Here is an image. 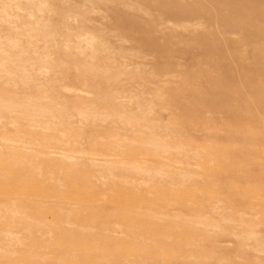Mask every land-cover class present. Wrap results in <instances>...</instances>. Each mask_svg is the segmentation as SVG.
Segmentation results:
<instances>
[{
  "label": "rangeland",
  "instance_id": "374dc122",
  "mask_svg": "<svg viewBox=\"0 0 264 264\" xmlns=\"http://www.w3.org/2000/svg\"><path fill=\"white\" fill-rule=\"evenodd\" d=\"M104 2L67 16L80 38L105 37L111 59L47 45L71 72L55 85L75 86L61 99L103 116L68 110L73 128L56 132L0 127V264H264V0ZM82 20L89 29L75 31ZM90 63L110 72L75 84ZM112 112L123 114L116 126ZM101 161L151 173L108 174Z\"/></svg>",
  "mask_w": 264,
  "mask_h": 264
},
{
  "label": "bare ground",
  "instance_id": "6f19581e",
  "mask_svg": "<svg viewBox=\"0 0 264 264\" xmlns=\"http://www.w3.org/2000/svg\"><path fill=\"white\" fill-rule=\"evenodd\" d=\"M49 1L50 2L52 1L51 3L54 2L53 4H55V6L49 3L48 0H0V83L3 84L2 82H4V85H0V127H4V129H6L5 126L7 125L11 127H17L22 122H26L28 125L32 127H38V129H41L42 131L44 130V131L56 132L58 131V129L60 130L61 128H68V130H71L73 128L71 120H69L71 116L70 118L66 117L68 114L66 111L76 110V107L71 102H67L64 99H61L62 97L60 96L62 95L66 97L67 99V96H69V94H71L72 92H75V89H74L75 86L57 87L55 85V84H58L59 82L61 83L60 79L68 80L71 78V72L67 68V65L69 63L62 62L63 64H61L60 67L58 66L55 67L57 61H55L54 57L51 56L53 54V51H49L47 49V45H53V46L59 45V47L57 46L58 48L57 52H63L67 54L68 53L70 54V52L75 51V50L80 52V54H84L85 51H87L90 53L89 54L90 60L91 58H96L100 53H105L106 58L108 59H111L112 57V55L110 54L109 48H111L112 50L113 46L111 47L110 43L105 37L101 36L98 33H97L98 35L96 36L95 35L92 36L91 34L85 33L89 36H86L83 39L80 38L82 33H80L79 36H77L78 34H75L72 32V26L70 25H73V24H71L72 22L70 24L68 22L69 21L68 18L71 16H67V14L76 13V12L82 13L83 15H89V14H86V12H89L88 9L91 8L92 2H95L96 5L102 4V6L106 8L105 6L106 4L103 5V2L105 0H86V1L84 0L85 4L82 5V7H78L77 5H70L67 2V0H49ZM119 4H120V1L115 2L112 6H110L112 8V11L118 10ZM59 7L61 8L60 12L63 13V15L57 14L56 10ZM54 12L57 14V16L54 14ZM91 12H90V16L92 14ZM78 18L80 19L81 16L80 17L78 16ZM75 19L76 18L74 17L73 23ZM79 25L77 29H75V31L83 32V30L89 29L86 27V25H84L83 20L80 22ZM137 25L139 24L137 23ZM187 26L186 28L189 29V27ZM139 28H141V26ZM71 38H76L77 40L76 41L74 39L76 43H74V45L72 46L69 45ZM79 39H82V40H79ZM81 43H83V45L84 44L87 45L88 47H86L85 50H81V47H80ZM41 46H44L46 48V52L43 51L44 48L42 49V51L40 50ZM119 51L121 52V50ZM56 54L57 53H55V56L57 57L58 54L57 55ZM32 59H35V61L31 62ZM72 59H75V56H72ZM90 65L91 66H89L90 67L89 71L84 69V71L80 74L81 75L80 77H78V75L75 76L76 77V80L74 82L75 84L81 83L82 86L83 85L85 86L86 83H90L87 80L88 77L90 78V76L91 77L93 76L95 78H101L102 75H108V71L110 72L109 69L108 70L104 69L105 71L102 72L99 69H97V67L92 65L91 63ZM120 76H121L120 74H115L112 77V81L114 83L117 82ZM106 81L107 82L110 81V78L107 77ZM78 93L81 94V92H78ZM82 94L84 95V93ZM56 96H58L59 98H57ZM20 108H23V110ZM52 109L58 110V112L55 110L58 113V116L56 118L51 111ZM91 109H92V106L90 107L82 106L80 110L79 111L76 110V112H77V115L80 114L82 116L84 115L85 117L96 118L95 121L99 120L97 118L103 116L102 114L97 113V111L96 112L93 110L91 111ZM70 112L71 111H69V113ZM63 114H66V115L64 116ZM122 115L116 114V112L110 113L108 115L109 119L110 118L112 119L110 124H112L113 126H116L118 123L122 122V120H124ZM41 118H46L48 120L42 121L40 120ZM142 119H143V116H142ZM83 121H84V124H80L81 126L85 125L87 120L83 119ZM101 121H102L101 124L106 123L105 119ZM127 126H129V124ZM116 136L120 142L126 141V140H123V138L122 139L119 138L118 135ZM17 137L24 139V136L19 135V134L17 135ZM62 137H65V135L62 134ZM79 140H80V136L76 134L72 135L69 139V141L72 143L77 142ZM5 141H9V140L5 139ZM0 142L2 141L0 140ZM163 142H161L158 139H153L152 141L151 140L147 141V145H149V147H153L154 149H156L157 152L165 153V151H168L166 150L168 149V145L165 146ZM74 144L76 145V143ZM77 154L80 156H84V155L88 156L87 153L84 152V149L82 148V146L79 147V145H77ZM47 157L48 155L46 156V159ZM61 159L72 160L73 158L70 156L64 155ZM18 160H21V159L18 158ZM20 162L17 161L16 163L20 164ZM101 163L103 164V166L108 168L107 169L108 174H110L111 171H114L117 166L124 167L125 169L134 171L135 173L136 172L140 174L142 173L143 175L147 174L149 176V174L151 173L150 172L151 169L149 170L145 168L144 166L134 163V162L127 163L125 161L124 162L101 161ZM29 165L28 167H31V164ZM38 173L40 172L38 171ZM163 174H166V173H163ZM13 204H15V202H13ZM9 210L11 212L10 214L12 215V219L17 218V221L19 222L21 221L31 222V220H28V219L24 220V219L16 217L15 214L18 215V213L15 211L14 206H12V208ZM5 212L7 213L8 211H5ZM202 218H201V221H202ZM228 220L229 219H227V221ZM25 228H24V231H25ZM27 228H26L25 233L29 232ZM8 234L10 233H7L6 236ZM10 237L12 236L10 235ZM17 238L19 239V236L15 237L16 240L15 239L14 240L18 241V243L16 244H19L20 242ZM8 243L9 242H7V244ZM5 252L10 253L7 250Z\"/></svg>",
  "mask_w": 264,
  "mask_h": 264
}]
</instances>
